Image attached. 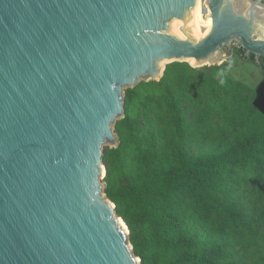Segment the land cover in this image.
Here are the masks:
<instances>
[{
  "label": "water",
  "instance_id": "water-1",
  "mask_svg": "<svg viewBox=\"0 0 264 264\" xmlns=\"http://www.w3.org/2000/svg\"><path fill=\"white\" fill-rule=\"evenodd\" d=\"M0 0V264H140L101 183L124 91L264 60L263 0Z\"/></svg>",
  "mask_w": 264,
  "mask_h": 264
},
{
  "label": "trees",
  "instance_id": "trees-1",
  "mask_svg": "<svg viewBox=\"0 0 264 264\" xmlns=\"http://www.w3.org/2000/svg\"><path fill=\"white\" fill-rule=\"evenodd\" d=\"M226 66L124 91L102 182L140 264H264V98Z\"/></svg>",
  "mask_w": 264,
  "mask_h": 264
},
{
  "label": "rangeland",
  "instance_id": "rangeland-1",
  "mask_svg": "<svg viewBox=\"0 0 264 264\" xmlns=\"http://www.w3.org/2000/svg\"><path fill=\"white\" fill-rule=\"evenodd\" d=\"M205 0H199L200 8L198 10V18L200 21H204V18L208 15V10L204 5ZM237 44H232V50L234 51V55L231 60L227 62H221L218 65H222L223 63H227L226 70L228 75L233 81H242L251 88H253L257 94L264 98V73L261 74V71L257 68V66L252 62H247L244 59L240 58L237 55L238 50ZM187 63V62H186ZM205 67H212L208 66ZM199 69V68H198ZM106 150H109L108 147L102 148V155ZM105 176L102 175L101 183L103 184V178Z\"/></svg>",
  "mask_w": 264,
  "mask_h": 264
},
{
  "label": "bare ground",
  "instance_id": "bare-ground-1",
  "mask_svg": "<svg viewBox=\"0 0 264 264\" xmlns=\"http://www.w3.org/2000/svg\"><path fill=\"white\" fill-rule=\"evenodd\" d=\"M200 8V4H199V0H198V10ZM199 13V12H198ZM209 28V25L205 24L204 21H200V19L198 18L197 15V25H196V31H207V29Z\"/></svg>",
  "mask_w": 264,
  "mask_h": 264
},
{
  "label": "flooded vegetation",
  "instance_id": "flooded-vegetation-1",
  "mask_svg": "<svg viewBox=\"0 0 264 264\" xmlns=\"http://www.w3.org/2000/svg\"><path fill=\"white\" fill-rule=\"evenodd\" d=\"M263 2H264V0H263ZM253 63V62H252ZM256 65V64H255Z\"/></svg>",
  "mask_w": 264,
  "mask_h": 264
}]
</instances>
